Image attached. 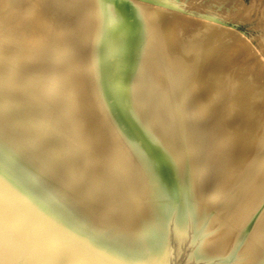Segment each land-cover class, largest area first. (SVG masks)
Here are the masks:
<instances>
[{
	"label": "bare ground",
	"instance_id": "6f19581e",
	"mask_svg": "<svg viewBox=\"0 0 264 264\" xmlns=\"http://www.w3.org/2000/svg\"><path fill=\"white\" fill-rule=\"evenodd\" d=\"M225 2L0 0V163L139 262L264 264V3L247 43Z\"/></svg>",
	"mask_w": 264,
	"mask_h": 264
},
{
	"label": "water",
	"instance_id": "95a60500",
	"mask_svg": "<svg viewBox=\"0 0 264 264\" xmlns=\"http://www.w3.org/2000/svg\"><path fill=\"white\" fill-rule=\"evenodd\" d=\"M0 216L8 264H190L192 259L193 240L177 238L171 255L139 262L100 241L1 163Z\"/></svg>",
	"mask_w": 264,
	"mask_h": 264
},
{
	"label": "rangeland",
	"instance_id": "374dc122",
	"mask_svg": "<svg viewBox=\"0 0 264 264\" xmlns=\"http://www.w3.org/2000/svg\"><path fill=\"white\" fill-rule=\"evenodd\" d=\"M199 1V2H198ZM203 1L204 0H190V2H189V0H178V3H179V5H180V11L182 12V9H185L186 11L187 10H190V11H194L195 13H198V14H202L203 15ZM226 2V4H227V6H228V10L226 11V12H223L222 13V18H223V20L224 21H227L228 22V24H231L230 25V27H231V29H235L234 31H237V32H240L241 34H242V36H243V39H244V41L246 42V40H250V39H248L249 37L245 34L247 31H249L250 29H252V27L256 24V21H258L257 19H259L260 18V16H261V14H260V12L262 11V9H264L263 7H264V5H262V8H260V7H257L258 5H259V3H260V6H261V4H263L264 3V0H260V1H256V0H236V1H233V0H225ZM254 1H256V2H254ZM188 2V3H187ZM193 2V3H192ZM253 2V4H255V7H257L258 9H260V12H259V10L257 9V8H252L253 10H254V12H253V14L254 15H252L251 16V14H252V11L253 10H251V7H253L254 5H251L250 3H252ZM192 3V4H191ZM196 3H197V5H196ZM201 3V4H200ZM234 4H236V5H234ZM189 5H192V6H189ZM244 5H245V8H244ZM247 5V6H246ZM197 6H199V7H197ZM240 6V7H239ZM186 7V8H185ZM192 7V8H191ZM243 9H242V8ZM249 7H250V9H249ZM188 8V9H187ZM191 8V9H190ZM195 8V9H194ZM240 10V11H243V12H246V13H248V12H250L251 14H250V16H251V19H253V20H249V22L248 23H244V24H240V23H237V22H235V23H232L231 21H229V20H232V17H230V16H232L233 14H234V16H235V12H240V11H237L238 9ZM241 8V9H240ZM247 8V9H246ZM232 9V10H231ZM236 9V11L234 12V10ZM255 9H256V11H255ZM218 11H221L220 9H217ZM248 10H251V11H248ZM180 11L178 10V11H176L175 12V15L176 16H181L182 15V13H180ZM228 11H230V13L232 12L233 14L232 15H229L230 13L228 12ZM179 12V13H178ZM256 12H258V13H256ZM236 13V14H237ZM242 13V12H241ZM243 14V13H242ZM226 15H228V16H226ZM254 16H256V17H254ZM225 18V19H224ZM228 18H229V20H228ZM251 21V22H250ZM255 21V22H254ZM253 24V25H252ZM233 26V27H232ZM248 27V28H247ZM254 28V27H253ZM246 36V37H245ZM249 42H251V40L250 41H247V43H249ZM255 51V52H254ZM256 51L258 52V50L255 48V50H253V52H254V57H251V58H253V59H250V61H252L253 62V65H252V63L250 62L249 63V65L251 64V67H253V70H254V72H256V69H258L257 70V73H258V71H260L258 74H261L262 72V69H264V66H261V65H264V60H263V56L261 55V54H259V52H258V54L256 53ZM255 55L257 56V55H259V56H261V58H259L260 60V62H261V64L259 63V61H258V57H256L255 58ZM254 58L256 59V60H254ZM262 60V61H261ZM254 62H256L255 64H254ZM256 64H259L260 65V68H259V65H258V68H257V66H256ZM264 71V70H263ZM256 74V73H255ZM262 75L264 76V74L262 73Z\"/></svg>",
	"mask_w": 264,
	"mask_h": 264
},
{
	"label": "snow or ice",
	"instance_id": "6c2138e0",
	"mask_svg": "<svg viewBox=\"0 0 264 264\" xmlns=\"http://www.w3.org/2000/svg\"><path fill=\"white\" fill-rule=\"evenodd\" d=\"M0 219H2V216H0ZM7 247V240L6 235L4 232L3 225L0 224V264H8V261L5 259V250ZM16 264H21V261L18 260ZM24 264H32L31 261H25Z\"/></svg>",
	"mask_w": 264,
	"mask_h": 264
}]
</instances>
